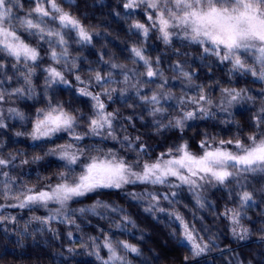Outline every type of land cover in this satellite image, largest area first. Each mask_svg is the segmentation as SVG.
I'll return each instance as SVG.
<instances>
[{
    "label": "snow or ice",
    "instance_id": "snow-or-ice-1",
    "mask_svg": "<svg viewBox=\"0 0 264 264\" xmlns=\"http://www.w3.org/2000/svg\"><path fill=\"white\" fill-rule=\"evenodd\" d=\"M66 2L70 7L73 0ZM122 8L129 17L136 10L144 15V22L133 20L129 25V31L140 38L128 49L129 61L135 67L105 60V53H100L97 64L106 68L89 66L82 70L81 64L87 60L74 56L70 49L73 44L79 46V51L92 46L94 30L67 11L62 0H0V130L8 128L4 105L13 103V98H38L33 78L41 62L45 58L50 61L42 69L45 106L31 117L16 107L7 108L8 118L30 123V128L16 131V137L45 143L38 145L43 155H34L31 160L21 158L17 163L24 154L5 153L0 141V200L4 201L0 213L7 208L45 209L46 216H33L31 220L42 226L40 231L47 230L53 236L58 235L54 223L80 231L76 219L85 216L108 220L112 228L127 232L129 227L138 226L119 205L98 199L88 207H72L93 193L126 190L127 197L145 212L163 213L177 223L180 234L176 238L189 252L184 259L195 261L219 247L215 238L209 235L206 240L174 207L166 208L165 202L170 206L178 203V190L186 188L203 209L208 204L206 186L226 189L229 197H238V206L225 207L223 215L230 220L233 238L246 240L250 233L241 224V216L256 206L258 192L264 194V90L253 95L249 89L231 83L235 78L250 76L264 86V0H123ZM153 32L165 46H171L174 39L186 42L185 46H199L200 60H211L209 69L213 64L224 65L227 80L224 84L212 78L210 83H196L199 77L195 68L183 59L188 53L172 48L176 63L169 61L167 70L181 78L183 85L181 95H174L161 56L147 52ZM117 75L122 78L117 79ZM53 85H75V95L89 101V110L54 101L48 95ZM149 85L154 87L145 91ZM184 89H190L191 94ZM129 90L132 102L125 100L123 106L139 107L143 112L124 116L119 108L110 110L108 102L126 97ZM214 91L219 92V98L214 99ZM257 99L260 107L245 132L231 109L254 104ZM220 114V123L233 125L235 134L225 138L202 132L199 151H193L183 137L189 122L214 120ZM145 116L151 118L149 123L156 135L174 130L181 134L179 142L152 155L155 149L141 135L128 133V127L135 129L134 121L143 122ZM106 141H113L131 155L99 146ZM45 157L62 162L54 177L37 176V183L29 184L15 174L21 165L38 164ZM255 184L261 187L255 188ZM141 185L145 186L142 190H132ZM111 214H115V221ZM6 221L16 223V217L0 215V224ZM99 232L100 236L88 238L92 251L87 254L95 256L100 264H131L130 254L141 255L135 244L117 238L112 231L100 228ZM72 235L69 230L70 240ZM81 246L87 250L89 244L81 241ZM68 252L74 254V249Z\"/></svg>",
    "mask_w": 264,
    "mask_h": 264
},
{
    "label": "trees",
    "instance_id": "trees-1",
    "mask_svg": "<svg viewBox=\"0 0 264 264\" xmlns=\"http://www.w3.org/2000/svg\"><path fill=\"white\" fill-rule=\"evenodd\" d=\"M122 2L123 0H73L69 7L66 0H62L63 6H65L67 11L77 16L84 25L94 30L92 46L85 48L83 51H79V46L73 44L70 49L74 56L78 55L81 60H87L88 63L81 64L82 70L87 69L89 66L106 68L107 65L97 64L100 53H105V60L111 59L115 63L126 65L128 68L135 67L129 61L130 53L128 49L133 43L138 42L140 38L129 31V25L133 20L144 22V15L142 11L136 10L129 17L128 11L122 8ZM116 13L120 15L117 16ZM172 48H178L180 52L188 53L183 59L187 60L195 68L196 74L199 77L196 83H210V78H212L224 84L227 80L226 67L224 65L216 67L213 64L212 69H209L207 64L212 61L205 62L200 60L199 47L181 46L178 43L165 46L156 37V33L153 32L146 45V49L148 54L153 57L157 55L161 56V66L166 69L165 75L169 79L168 87L171 88L174 95H181L183 85L181 84V78L176 77L173 72L167 70L169 61L173 64L176 63ZM49 63L50 61L45 58L41 62V68L37 69V74L33 78L38 93L37 99L13 98V103L4 105L5 122L8 124V128L0 130V141L4 144L5 153L11 151L24 154L23 157H18L17 163H19V159L21 158L31 160L34 155H43L44 150L38 147V145L45 142H33L26 136L16 137L14 133L30 128V123L25 121L22 124L18 119L8 118L7 108L16 107L23 111L27 117H31L34 116L38 108L45 106V97L42 94L44 88V72L42 69L47 67ZM56 67H59V65H56ZM140 70L142 71L143 69ZM114 71L118 72L119 70ZM83 75L82 71V77ZM116 78L121 79L122 77L117 75ZM69 79L71 80L72 77L69 76ZM231 83L232 86L247 88L251 91L262 88L261 83L258 81L253 82V78L250 76L235 78ZM13 86H15V82ZM225 86L228 85L225 84ZM121 87L123 86L121 85ZM152 87L154 85H149L145 91ZM184 90L191 94L190 89ZM212 94L214 99L219 98L220 94L218 91H214ZM48 95L54 101L59 100L64 103L66 107L69 103H72L74 107H79L85 112L89 110V101L86 98L75 95V85L72 88L63 85H53L49 89ZM125 100L128 103L132 102V90H129L128 95L124 98L114 97V102H108L109 109L119 108L121 114L124 116L129 115L133 111L138 114L143 112V109L139 107H124ZM257 102L260 103L258 99ZM169 103L174 104L175 102L170 101ZM169 111L174 110L169 109ZM255 111L256 108L248 107L238 111L236 110L233 113L236 123L245 132L250 129V121ZM221 116L223 114H220L214 120L189 122L190 127L185 130L183 137L192 146L193 151H199L198 143L201 139L200 134L202 132L206 131L225 138H230L235 134L236 129L233 125L220 123ZM150 120L151 118L147 116H145L143 122L136 119L134 121L136 128L128 127V133L133 136L137 134L141 135L143 140L152 149H155V152L151 153L152 155L158 154L160 151H164L166 148L179 142L181 134L174 130H167L160 135H156L151 128ZM58 142L63 143L65 141L58 140ZM88 142L92 143L93 141ZM99 146L115 148L121 155H131L130 153L126 154L113 141H106ZM61 163V161L54 157H45L38 164L30 163L28 165H21L15 169V174L27 183L35 184L37 183V176L54 177L60 170ZM144 187L141 185L136 188L140 191ZM260 187V184H255V188ZM249 190H252V185L249 186ZM225 192L228 193V190L217 186L210 192L206 207L201 209L197 206L192 194H189L186 188L179 191V194L182 193L183 195H178L176 199L179 201L185 200V204L188 207H174L175 210L185 214L187 219L195 225L196 229L206 240L209 235L213 236L216 244L219 246L218 248H213L208 255L195 261H185L184 258L188 254L178 243L179 241L173 233L174 226H171L167 215L163 213L149 214L145 212L141 205L127 197L126 190H103L102 192L93 193L81 198L72 207H88L98 199L110 204L119 205L136 221L137 228L129 227L127 232H119L111 227L108 220L85 216L76 219V223L80 225V231H76L74 226L69 228V226L64 224L54 223L52 226L58 235L53 236L47 230L40 231L39 229L42 226L31 220L33 216H46L48 214L47 210L37 209L29 211L28 209L19 210L7 208L0 215L15 216L16 223L6 221L0 224V264H96L93 261H87L84 258L77 257L75 253H69L68 249L72 248L75 250L77 247H80L81 241L88 242L91 248L88 238L91 236H100V228L112 231L117 238L127 240L140 249V256L129 255L128 259L131 261V264H264V239H261V236L264 235V231H262L264 230V194L258 192L256 194L257 207L247 209L246 216H241V224L258 229L260 234L252 238L249 242L242 244L234 240L231 233L232 225L230 220L223 215L224 203L227 202L229 206L234 205L237 207L238 197L234 195L232 199H227L225 198L227 196ZM186 196L189 197L187 198ZM0 203H4V201L0 200ZM169 206L168 204L165 205L166 208L172 210L173 207ZM99 211L103 210L101 209ZM111 219L114 221L117 219L115 214H111ZM69 230L73 233L71 240L67 236ZM101 255H105L104 250H101Z\"/></svg>",
    "mask_w": 264,
    "mask_h": 264
},
{
    "label": "rangeland",
    "instance_id": "rangeland-1",
    "mask_svg": "<svg viewBox=\"0 0 264 264\" xmlns=\"http://www.w3.org/2000/svg\"><path fill=\"white\" fill-rule=\"evenodd\" d=\"M173 43H178L179 45H181V46H185L186 45V42H184V41H182V40H176V39H174V41H173ZM188 47H199V46H197V45H194V44H191V45H187ZM214 59V58H213ZM250 90V89H249ZM262 90H264V86H262V88H257L256 90H254V91H251V93L253 94V95H256V94H258V93H260ZM248 107H252V108H256V110L260 107V103H258L257 102V100H256V102L254 103V104H241V105H238L237 107H235V108H233V109H231V111H232V113H234V111H238V110H240V109H244V108H248ZM216 187H212V186H206V191L204 192V195H205V197H206V199H207V201L209 200L208 199V197H210V192L211 191H213V189H215ZM138 188H134V190L135 191H138L137 190ZM187 190V189H186ZM178 191H181V189H179ZM189 193V192H188ZM190 194V193H189ZM225 194L227 195V196H225V198H227V199H232L233 197H234V195L232 196V197H229L228 196V193H226L225 192ZM180 196L181 195H183L182 193H180L179 194ZM187 198L189 197V196H186ZM192 197H193V195H192ZM186 198V199H187ZM194 198V197H193ZM225 198H222V199H225ZM194 200H195V198H194ZM165 205H167V203L165 202L164 203V206ZM169 207H188L187 206V204H185V200L184 201H179L178 200V203H175L174 205H172V206H169ZM225 207H228V208H233V207H235L234 205H228L227 204V202L226 203H224V206H223V208H224V211H225ZM257 206H254V207H251V208H256ZM224 211H223V213H224ZM178 212V211H177ZM184 218H185V220H187L189 223H191L192 224V222L191 221H189L188 219H187V217H186V215L185 214H183V213H181V212H179ZM169 218V221H170V224H171V226H174L173 227V233H174V235H175V237H177V236H179V234H180V232H179V228L177 227V223H174L173 222V220L170 218V217H168ZM243 225V224H242ZM243 227H245V228H248L249 229V233H250V235H249V237H248V239H246V240H236V239H234L236 242H238V243H247V242H249L252 238H254L255 236H257V235H259L260 234V232L258 231V229H253L252 228V226H248V225H243ZM178 243L184 248V250L186 251V253L189 255V252H188V249L186 248V247H184L181 243H180V240L178 239ZM80 245H81V243H80ZM90 250H92L91 248H90V246H88V248H87V250L84 248V247H82V246H80V247H77L75 250H74V253H75V255L77 256V257H81V258H84V259H86L87 261H93V262H95L96 264H100V262L95 258V256H92V255H88L87 254V252H90ZM209 254V253H208ZM207 254V255H208ZM200 258H202V257H200ZM200 258H198V259H200ZM197 259V260H198Z\"/></svg>",
    "mask_w": 264,
    "mask_h": 264
}]
</instances>
